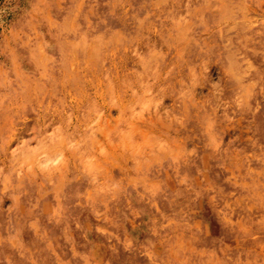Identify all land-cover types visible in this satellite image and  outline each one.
I'll list each match as a JSON object with an SVG mask.
<instances>
[{"label":"rangeland","instance_id":"1","mask_svg":"<svg viewBox=\"0 0 264 264\" xmlns=\"http://www.w3.org/2000/svg\"><path fill=\"white\" fill-rule=\"evenodd\" d=\"M0 264H264V0H0Z\"/></svg>","mask_w":264,"mask_h":264}]
</instances>
